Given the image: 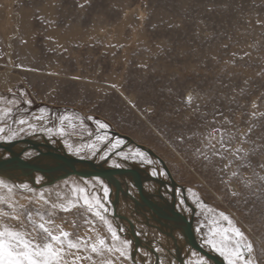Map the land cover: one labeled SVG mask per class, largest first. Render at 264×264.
<instances>
[{"label":"rangeland","instance_id":"obj_1","mask_svg":"<svg viewBox=\"0 0 264 264\" xmlns=\"http://www.w3.org/2000/svg\"><path fill=\"white\" fill-rule=\"evenodd\" d=\"M10 89L21 99V108L28 107L31 114L41 115L39 110L44 108L46 118L75 113L108 122L110 131L128 136L159 157L176 185L171 186L168 177L151 176L153 166L118 156L117 152L135 148L124 140L108 160H99V153L91 156L87 150L79 156L69 152L65 139L76 147L94 140L86 134L83 139L50 137L41 130H26L17 139L0 144L24 145L23 141L37 138L41 146L47 143L56 157L123 169L122 193L130 211L129 221L134 223L136 218L139 223L138 232L142 225L152 224L151 215L165 220L160 211L168 218L187 222L188 212L178 208L180 195L175 201V187L182 189L187 209L193 213L190 203L197 207L195 221L190 217L195 230L206 211L194 204V194H198L210 208L231 214L253 245L254 264H264V187L259 180L264 176L259 167L264 163V0H0V95L10 97ZM24 99L31 100V106L23 104ZM32 122L38 129L58 123H48L47 119ZM87 124L95 131L93 122ZM250 125L254 130L245 147L251 153V167L240 169L239 179L231 176V170L225 174L220 173L219 166L203 167L184 151L187 145L177 150L173 143L181 133L191 135L195 131L199 135L205 127L235 131ZM190 144L196 145V140ZM97 147L103 152L111 144L97 143ZM42 158L37 152L34 160ZM112 160L124 167H111ZM50 173L32 169L19 178L14 176L9 183H28L41 191L65 179L79 182L97 176L83 170ZM37 177H43L39 184ZM245 178L250 187L241 183ZM221 179L231 181L240 195L231 197ZM174 204L177 213L170 215L168 208ZM109 207L112 218L121 225L117 205L111 201ZM134 210L142 212L139 217L134 216ZM167 222L172 236L177 237L176 222ZM221 226L227 227L226 222ZM125 229L123 235L131 239ZM195 235L201 244V235L196 231ZM142 237L149 239L148 234ZM131 240L133 251L143 249L136 246L133 237ZM137 252L139 261L141 257L145 260Z\"/></svg>","mask_w":264,"mask_h":264},{"label":"snow or ice","instance_id":"obj_2","mask_svg":"<svg viewBox=\"0 0 264 264\" xmlns=\"http://www.w3.org/2000/svg\"><path fill=\"white\" fill-rule=\"evenodd\" d=\"M111 87L115 88V85ZM9 92L10 97L0 95V141L11 142L26 130H41L50 137L80 136L83 139L86 134L88 137L94 136V140L74 147L69 139H65V145L69 152L77 156L85 150L91 156L99 153V160H108L112 151L119 149L124 143L119 138L108 136L107 130L111 125L106 121L92 115L85 117L75 113L50 114L46 118L44 113L47 110L44 108L39 110L41 115L31 114L28 107L21 108V99L16 93L11 92V89ZM192 99L189 94V105ZM22 102L28 106L32 104L28 99ZM129 104L132 108L136 107L131 102ZM252 115L255 116L256 113L253 112ZM46 119L48 123H58L38 129L37 124L32 122H43ZM88 121L95 124V131L89 129ZM253 130L251 125L246 130L237 128L235 131L231 128L205 127L199 135L195 131L191 135L181 133L174 138L173 143L177 150L187 145L184 151L190 152L192 160L201 163L203 167L215 169L219 166L220 173L226 174L231 170V176L239 179V170L251 167V153L245 145ZM192 140H196V145L190 144ZM97 143L111 144V148L101 152ZM116 154L125 161L133 160L153 166L150 172L153 177L167 178L169 175L166 169L158 167L160 161L153 160L139 147ZM32 155L26 153L25 157L31 158ZM111 167L122 168L124 165L112 160ZM259 167L264 170V163L259 164ZM253 175H256L254 170ZM42 180L43 177H37L36 183L39 184ZM259 180L264 187V176H259ZM221 183L225 184L231 197L240 195L231 181L221 179ZM241 183L250 187L247 178ZM111 191L109 184L99 175L79 182L65 179L62 184L41 191L28 183L16 184L0 179V264H135L133 240L123 235L126 229L112 218L114 214L109 207ZM132 192H135L134 185ZM194 195V203L206 210L201 213L204 216L203 222H198L195 228L196 233L201 235V247L218 253L226 264H254L253 245L231 214L217 212L199 198L198 194ZM178 208L180 211H190L185 207L184 199L178 201ZM221 222H226L227 227L221 226ZM136 235L146 234L137 232ZM137 251L144 257L151 255L143 249ZM154 251L166 255L161 246H156ZM245 253L248 255L245 256ZM157 264H165V261L158 259ZM185 264H209V260L199 252L191 251Z\"/></svg>","mask_w":264,"mask_h":264},{"label":"bare ground","instance_id":"obj_3","mask_svg":"<svg viewBox=\"0 0 264 264\" xmlns=\"http://www.w3.org/2000/svg\"><path fill=\"white\" fill-rule=\"evenodd\" d=\"M43 139V138H42ZM41 139V140H42ZM48 139V138H47ZM40 139H37V138H32L31 141L33 143L36 142L37 144V148H35L34 146L28 144V142H25L23 141L24 145H15V146H11V153L13 154V156H15L17 158L18 161L22 162V161H26V160H31L33 158V161L31 163H33V167L29 170V171H25V172H30L32 169L33 170H38V172H45V173H48V174H52L50 172H56L55 174H67V172H78L79 170H83V171H86V172H93V173H97L98 171H101L100 168L104 169V170H111V168H109L108 166L106 165H103V164H100V163H96V162H90V161H83V160H73L71 161L70 163L67 162L65 163L63 166H57V165H53L52 163H54L52 160L50 159H47L45 157H43L41 160H34L35 158V154L37 152L43 154V156L46 154L47 152V149H49L51 152H52V149L51 147L47 146L46 144L42 145L39 144V141ZM44 140V139H43ZM46 140V139H45ZM47 142V141H46ZM136 142V141H135ZM44 143V142H43ZM50 144V143H49ZM34 145V144H33ZM29 148V149H27ZM132 148V147H131ZM10 152H7L5 151L3 153V150L0 151V160L2 161H5V162H11L13 160V157L11 155ZM26 153H32L33 155L31 156V158H26L25 157V154ZM155 160V159H154ZM135 163V162H134ZM1 167H4L3 169H7L5 168L6 165H0V168ZM162 167V166H161ZM144 168V167H143ZM140 169V168H139ZM10 170H7V171H4V172H1L0 173V179H5L7 182H10V180H13V177L18 175V178L21 177V175L24 173H16L14 175L11 176ZM135 171V170H134ZM144 171V170H143ZM34 172V171H33ZM136 172V171H135ZM147 172V171H145ZM35 173V172H34ZM84 173V172H83ZM144 176V174L142 175ZM16 178V179H18ZM116 181V184L119 185V192L118 194H115V188L113 186V184L111 182H108L110 188H111V199H112V202L115 200L116 201V205L119 209V213L118 216L120 217L121 215V218H122V222L125 224V226L127 227V229L129 230L128 232V235L130 236V238L132 239V237L135 239V244L137 247H142L145 251H148L151 253V255L147 256L145 258V260L141 257V261L140 260V254L134 250L133 251V257H134V260H135V263L137 262H142L144 264H157V260L158 259H163L165 261V264H169L170 259H164L167 255H168V258H173L175 259L176 261H172L174 262V264H185V262L187 261V259L183 258L185 257L186 255H189L190 256V253L191 251H193V249H191L190 246H188V244L186 243V238L185 236L180 232V230H178V227L177 225H179V221L180 220H177L176 221V225H175V228L177 230V234L176 236L177 237H173L172 236V232H170V227L168 228L169 224L168 222L166 221V219H161V217L159 215L156 214V217L154 216L152 218V224H145V225H142V228L143 230L141 232H144L146 235L148 234L149 235V239H144L141 236H137L136 233L138 231H140V227H139V223H137V219L135 218L134 220V223H131L129 221V215L127 210V206H126V203H125V196L123 195L122 193V187H121V184H122V175L120 174H117V175H114L113 177ZM144 178H146V176H144ZM15 179V178H14ZM15 179V180H16ZM173 179V177H172ZM174 180L179 184V182L174 178ZM148 181V180H147ZM151 181H154V183L156 182L154 179H151ZM107 182V181H106ZM149 182V181H148ZM151 183V182H150ZM176 185V184H175ZM180 185V184H179ZM168 186H169V190H170V193H171V188H170V184H169V181H168ZM172 186V185H171ZM181 186V185H180ZM183 187V186H182ZM183 189L185 190V194H186V200L187 202H190L188 200V197H187V191L186 189L183 187ZM182 190V189H181ZM181 190L179 188H174V190H172L173 192V195L175 196V201H176V198L177 196H179V199H182L181 198ZM189 190V189H188ZM156 191V190H155ZM195 204V203H194ZM192 204L190 203V207L191 209L193 210V213L192 211H187L188 212V220L186 222V224L189 222L190 220V217L191 215L193 217H195V212L197 211V207L193 208L191 206ZM186 207V206H185ZM188 208V207H186ZM132 210V209H131ZM169 210H171L172 212V215L177 213L176 209H175V204L174 206H170L168 208V212L169 214L171 213ZM196 210V211H195ZM133 211V210H132ZM117 212V210L115 211ZM135 212V211H134ZM118 213V212H117ZM116 213V214H117ZM122 213V214H121ZM132 213V212H131ZM171 215V214H170ZM195 220V218H193ZM169 222L171 221L169 218H168ZM144 221V220H143ZM146 221V220H145ZM121 222V221H120ZM121 222V225L123 226V223ZM172 222V221H171ZM181 222V221H180ZM137 223V224H136ZM134 224V225H133ZM194 224V223H193ZM157 225H160L161 226V233L159 230H156L158 229L157 228ZM124 227V228H126ZM167 230H166V229ZM191 231L193 232V235H194V239L196 240V243L201 247V244L199 242V240L197 239V236L195 235V230L193 228V226L191 227ZM131 233V234H130ZM132 235V237H131ZM179 236V237H178ZM180 236H183V238L181 239ZM154 238V239H153ZM157 239V240H155ZM156 246H161L165 249V254L166 255H162L161 253H158V252H155L154 251V248ZM203 252L206 253V254H209L211 258H215V256H217L218 254H215L216 252H210L209 250L207 249H203ZM196 251V250H194ZM180 256L181 258H183L184 260H179L180 259ZM205 256V255H204ZM188 258V257H187ZM217 258V261H220L221 262V259H223V257L219 256L216 257ZM208 259V258H207ZM144 260V261H143ZM213 260V259H212ZM225 263L223 264H226V261L224 260ZM213 264V263H212Z\"/></svg>","mask_w":264,"mask_h":264},{"label":"water","instance_id":"obj_4","mask_svg":"<svg viewBox=\"0 0 264 264\" xmlns=\"http://www.w3.org/2000/svg\"><path fill=\"white\" fill-rule=\"evenodd\" d=\"M107 133L110 134V135L112 134V136L117 137V138H119L121 140H124L127 144L132 145L133 147H139L142 150L146 151L151 158L160 161V164L162 165V167L167 170V168L165 167L163 161L159 157H157L155 154H153L150 150L145 149L144 147L139 146L137 143H134L131 139H129L128 136H126V135L124 136V135L119 134L118 132L113 131V130H111V131L110 130H107ZM25 142H28V144H30V145L34 146L35 148H37V144L33 143L32 141L25 140ZM16 143H18V142L0 144V148L3 149V153L5 151L11 153V148L10 147L12 145L16 144ZM11 155L13 157V160L11 162H5V161L0 160V165H6L5 168H7V169H3L4 167H1L0 168V173L1 172H4V171H7V170H10L9 172H10V174L12 176V175H14L16 173H22V172H25V171H29L33 167V163H31L33 160H26V161L20 162V161L17 160V158L15 156H13L12 153H11ZM43 157L52 160L54 162L52 164L53 165H57L59 167L60 166H63L67 162L70 163V161H68L67 159L65 160V157H60V156H57L56 157L49 149H47V152H46V154ZM100 170L101 171H98L97 173H95V175H99V176H101V178L105 179L107 182H111L113 184L114 188H115L114 195L115 194H118V192H119V185L116 184V181H115V179L113 177H114V175H117V174H119V175L120 174H125L126 172L123 169L104 170V169L100 168ZM167 172H168V170H167ZM168 179L170 180L171 185L174 187L175 186V183H174V181H172V178H171L170 174L168 175ZM116 204L117 203L114 200L112 202V205L115 207ZM135 204H136V202H135ZM139 206L143 210L146 209V208L142 207L141 204ZM169 211L171 212V210H169ZM160 212H161V215L166 219V221H169L168 220V217L166 215H164L162 211H160ZM170 214L172 215V212ZM169 218L173 222H176L177 221V219L175 217H173V216H170ZM192 220L193 219L190 218V220H189V222L187 224L185 222H180L179 221V225H177L178 230H180V232L185 236V238L187 239L186 240V243L188 244V246L191 247V249L199 251L201 254L205 255V257H207V258H211L210 255L204 253L203 250H202V248L196 243V240L194 239L193 232L191 231V227L193 225V221ZM216 257L217 256H215V258H211V259H213L214 263L215 264H223L222 262L217 261V258Z\"/></svg>","mask_w":264,"mask_h":264},{"label":"crops","instance_id":"obj_5","mask_svg":"<svg viewBox=\"0 0 264 264\" xmlns=\"http://www.w3.org/2000/svg\"><path fill=\"white\" fill-rule=\"evenodd\" d=\"M134 211H135V210H134ZM139 212H141V211H137V212L135 211V212H134V216H135V217H139ZM141 213H142V212H141ZM140 215H141V214H140ZM154 216H155V215H154ZM154 216L151 215L150 217L152 218V217H154ZM155 217H156V216H155ZM144 225H145V224H144ZM157 228H158V229H156V230H159L160 233H161V230H162V229H161V226H160V225H157ZM143 233H144V232H143ZM164 259H166V260L169 259V258H168V255H167ZM179 260H182L181 256H180V259H179ZM170 261H171V260H170Z\"/></svg>","mask_w":264,"mask_h":264},{"label":"flooded vegetation","instance_id":"obj_6","mask_svg":"<svg viewBox=\"0 0 264 264\" xmlns=\"http://www.w3.org/2000/svg\"><path fill=\"white\" fill-rule=\"evenodd\" d=\"M143 165H145L146 166V164H143ZM195 208V207H194ZM196 209V208H195ZM196 211V210H195ZM195 214H196V212H195ZM194 218V217H193ZM195 221V220H194ZM248 254L247 253H245V256H247Z\"/></svg>","mask_w":264,"mask_h":264}]
</instances>
